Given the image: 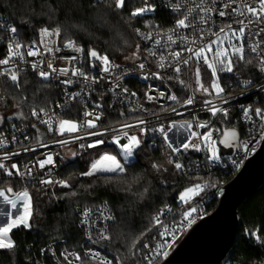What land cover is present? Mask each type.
<instances>
[{
    "label": "built area",
    "instance_id": "obj_1",
    "mask_svg": "<svg viewBox=\"0 0 264 264\" xmlns=\"http://www.w3.org/2000/svg\"><path fill=\"white\" fill-rule=\"evenodd\" d=\"M253 4H255V0H252ZM145 1L142 6H144ZM148 4L155 6V11L145 14L146 21L145 25L138 26L136 29H139L141 32L153 33V39L145 40L141 36L137 38L140 43L138 58L135 56L132 60H113L115 64L120 67L114 69L112 73H102L101 72V62L99 60L88 58L85 60L84 51L82 53H77L72 49H67L64 47V44L67 42L60 41V35L48 37L47 43L49 47L53 49L59 48L60 51L54 52L53 54H49L40 45V35L39 30L42 28H48L49 30L55 29L59 26H47L41 25L37 28V46L40 47V51L43 53L42 56H34L28 57L26 55L27 49H22L21 51L25 52V60L29 63H21L17 58L14 63L23 69L20 73L27 72L28 70H32L31 63L32 61H37L43 59L45 61L44 70L47 69L46 62L51 59L54 66L56 68L68 67L70 70L73 65L76 67H83L84 71L89 75L96 77L99 79L101 75H103L104 79H99V83L92 84L91 88L86 87V85L77 77H71V71H69V76H59L56 77L53 74V77L48 81L55 84L58 89V98L57 100L48 108L49 115L55 114L54 118L66 119V120H76L83 121L85 119L83 113L85 111V107L88 111H92L95 104H102V108L96 109L98 112H103V116L101 120L98 121V127L95 129H82L78 133L68 134L61 136L58 135L55 131L49 132L47 125L42 124L35 117L31 116V111L29 112L28 119L26 121L18 122V121H10L4 128L0 131V135L3 138H6L8 143L4 148H0V157L3 156L5 152L7 153H15L18 152L19 155L12 156L11 159L4 161L5 165L10 168L12 163L17 164L21 171L26 172L27 168L32 169L31 176L20 177L15 175V170H13V176H7L2 169H0V179L5 178L9 180H13L19 182L21 184L18 190H13L14 192H19L24 188L29 190L30 185H38L43 186L47 184H41L39 181L41 179H48L49 177L54 181H59V174L64 166V164L76 161L81 158L83 154L89 153L94 149L105 148L108 146H117L112 142L113 135L117 134L112 132L111 129H119L121 124L124 123H135L137 118H142L147 121L146 125H142V127H146L149 131L141 135L138 128L132 129H124V131H128L129 134H135L142 139L141 145L134 150V153L143 145L149 144L152 147L160 145L163 148H167L170 152V157L173 161L177 159L184 164L185 168L181 173L190 174V173H199L204 172L207 174L217 173L222 174L221 178L217 183H215V189L212 192V195L209 197H213L215 199H221L225 194L226 185L234 178V176L238 173V171L243 167L244 163L249 159L262 145L264 139H260V131L259 125L261 123L260 119L255 115V109L260 108L264 109V72L259 71L256 67L258 63L256 59L255 53H250L247 49L248 39L245 40V48H246V58L252 59V64H244L241 62H237L234 71L232 73L228 72H219L218 78L221 87L225 89L224 99L227 100V103H222V101L218 98H215L214 95H209L206 93L195 92V101L192 105H184V101L193 95V90L196 88L195 77L193 76V70L195 68V63H192L189 68H184L180 74V79L185 81L186 85H191V87H185L184 85L179 86L177 89L176 83H179L176 79V73L170 67H166L164 69H160L157 67V60L163 52V55L168 56V49H161L159 46L154 47V39L155 33L157 31L166 32L174 26L175 20L180 18L179 13H175L172 11L169 4L177 3V0H147ZM216 13L212 14V20L215 21V24L209 22L208 25H203V27L208 28L211 27L212 31H218L219 27L224 26L227 23L231 22V17H219L218 12L221 10V4L217 2L216 4ZM235 7V5H233ZM230 11V10H229ZM151 25V27H149ZM15 27V25L6 17L0 14V33L1 39H5L6 49L10 40L15 37L21 43L25 44L20 38L19 34H13L8 29L11 27ZM234 28H238L239 25L233 24ZM264 26V25H262ZM255 27V26H253ZM60 28V27H59ZM61 29V28H60ZM184 34L191 35L192 29H184L182 30ZM61 34V33H60ZM261 39H264V33H261ZM214 39V37L210 35H206V41ZM256 39V38H253ZM74 41V40H73ZM161 42L163 43V38H161ZM76 45L79 47L83 46L76 42ZM32 45V44H25ZM183 47L179 43L172 45L171 50L178 51ZM264 48V44L261 45ZM84 49V48H83ZM149 49L156 51L157 56L153 57L149 55ZM7 53V51H6ZM184 57L188 55V53L183 54ZM6 56V54H5ZM5 56L3 58H5ZM76 56L77 60L69 63L64 59H60V57H72ZM2 58V59H3ZM236 59L235 57L233 58ZM140 63L145 64V68L141 70L138 66ZM167 63V61H166ZM91 64H95L96 67H91ZM0 65V69L4 67H10ZM252 68V69H249ZM250 70L248 75H245V72ZM159 72L163 79H157L151 76V73ZM201 72H202V82L205 87H209L211 85L212 76L210 70L207 69L205 65L201 63ZM209 74V80L205 81V75ZM148 75V78L145 79V75ZM119 75L121 79L116 80V76ZM71 77L74 81H78L72 85L66 86L60 83L61 80L68 79ZM169 77H173V79H169ZM245 81H250V83L245 84ZM10 82L13 83L7 76H0V100H4L6 97L5 91V83ZM119 84L120 88H116L115 85ZM121 88H127L128 92H121ZM84 89V91H81ZM94 89V90H93ZM71 93L81 92V97H78L76 100L69 101L68 105L64 108L57 107V105H65V101L67 100V95ZM117 93V94H114ZM131 93H135V96H132ZM146 93L153 97H160V93H164L163 98L153 99L149 101L146 97ZM171 94H175L179 103L168 99L167 97ZM210 100L213 104L225 108L228 111V116L225 119L222 114H218L213 117L211 112L205 107L204 101ZM142 105L143 109L147 111L141 110L138 106ZM163 105V108L161 107ZM39 110V107H36ZM137 108V111H131L130 109ZM175 108L176 112H172L171 109ZM250 108V116L251 119H247L244 116V109ZM68 110V113H67ZM123 113V115H121ZM152 113H156L157 115H152ZM77 115V116H76ZM91 117H89L90 119ZM195 118V119H194ZM40 119H47L46 116L41 114ZM217 119H230L235 122H238L241 125L242 131L238 127H229L235 128L240 133V141L239 148L236 153L232 156L223 158L221 151L222 148L220 146V139L225 129L222 125H215L214 122ZM192 121L193 128L191 131H198L201 134L207 132L209 128L213 129V139L216 140V149L217 154L219 156L218 160L212 161L209 159L211 155L208 148L204 146L202 142L199 140H193V143H200L201 147L199 151L194 149H189L186 152H181L178 156L171 153V150L164 143L163 136L158 132L150 131V129L157 128L159 125L163 124L165 129H167L168 125L173 121ZM208 121V128H196L197 123H202ZM35 124L36 128H33L32 125ZM15 125V128H13ZM37 128L39 129V133L37 132ZM55 128V125H54ZM102 129H109L107 133L103 136H87L85 133L89 131H101ZM218 129L219 131H215ZM83 136V139L73 140L72 136ZM169 139L173 141L176 146H179V143H182L184 140L188 138L190 135V131H186L185 129H180L179 126L173 128L171 132L168 133ZM13 136L16 137V141L13 142ZM25 136L28 139H25ZM254 137V139H253ZM38 139L41 143L46 144L47 147H41L38 145ZM97 139H103L105 141L104 144L98 145L95 148L84 147L81 148L80 145L84 144L85 146L89 143L94 142ZM59 140H68L69 143L66 145H61L55 143V141ZM251 140V143L248 145L249 151L246 153L243 150L244 141ZM126 140H121V143H126ZM24 148H34L35 151H27L25 152ZM72 153H76L75 156ZM48 154L53 155L54 165H46L45 168H39L36 163L38 160L46 159ZM235 162V163H234ZM174 165V164H173ZM50 170V171H49ZM230 173L233 175L231 179H228L223 174ZM209 184L212 185V180H205L201 184ZM209 200L201 202L200 204H194L188 206L184 209H175L172 204H166L159 208L154 214L153 218L157 215L160 216V220L163 222L164 226H167L169 229H172L173 226L179 228L180 230L176 232L177 238L175 241H172V237L170 235L161 236L160 233L164 231V227H157V237L155 242H151L150 240H145L144 243H148L150 245L149 249H145V254L150 251L151 248H154L158 242L169 241L172 246L168 249V254L174 247L180 242V240L184 237L187 231L200 219L207 216L208 208L206 206V202ZM91 210V217L89 220V224L93 221L95 222V226L91 229L88 228L87 225L81 224V219L83 218V212L85 209ZM191 208H196L197 211L192 214L191 219H194L195 222L187 227V222L184 221V227H181V221L184 220V213L189 211ZM101 211L105 216H112L113 212L108 203H100L96 205H87L83 206L79 209V220L78 225L83 231V240L78 249H70L66 247L64 239H58L45 244L39 250V256L35 259L36 264H46V257L50 256L52 261L55 264H68V261L64 259L62 253H72L85 255L89 250L92 252L99 253V257L93 260L99 261L100 258H107L108 260H112L113 252L110 251L104 244V240H99L97 243H93V240L98 239V232L100 229L107 227V233L111 224L114 222L112 220H105L100 215ZM154 220V219H153ZM155 222V221H154ZM91 232L92 240L88 239V232ZM54 253V254H53ZM165 257L157 258L156 264H159ZM68 260H72L73 264H78L75 261L73 255L68 256ZM144 264H148L146 260H144Z\"/></svg>",
    "mask_w": 264,
    "mask_h": 264
},
{
    "label": "trees",
    "instance_id": "obj_2",
    "mask_svg": "<svg viewBox=\"0 0 264 264\" xmlns=\"http://www.w3.org/2000/svg\"><path fill=\"white\" fill-rule=\"evenodd\" d=\"M145 0H125V6L115 8L114 0H0V14L6 16L17 28V33L25 44L37 42V28L41 25L59 26L60 41L68 39L80 43L84 48V58H89L90 49L97 50L113 60H125L140 43L136 28L145 25V15L130 19L131 12L142 6ZM111 5V6H109ZM2 33H0L1 36ZM5 39L0 38V59L6 54ZM252 69V68H249ZM250 70L245 72L248 75ZM205 81L209 80L206 73ZM20 86L5 83L6 97L0 100V107L15 104L26 119H8L0 122V131L10 121L24 122L33 107H50L58 98V89L50 81L42 80L33 70L20 75ZM177 89L180 83H176ZM68 113V110H67ZM77 116V115H76ZM215 125L224 128L241 125L230 119H217ZM71 161L62 167L59 178L67 177L71 188L59 184L43 186L30 185L34 207L33 227L14 230L12 239L16 247L12 250H0V264H36L39 250L48 242L64 239L66 247L78 249L83 240V231L78 225L79 209L87 205L108 203L114 222L104 240L105 246L113 252L112 264L117 257L122 264H144L145 240L155 242L157 227L153 214L166 204L184 209L194 204L206 202L208 213L218 205L219 200L212 195L215 187H206L201 194L187 203L178 201L179 194L187 187L212 180L216 185L220 173L177 172L169 163L170 152L160 145L152 147L143 144L133 161L125 163L123 173H97L96 176L80 175L88 171V162L82 158ZM161 166L160 171L152 167ZM167 169V171H164ZM228 179L230 173L223 174ZM98 177H112L111 183H105ZM89 185H94L89 188ZM19 182L1 178L0 188L11 187L18 190ZM147 188V192L144 189ZM75 190L76 196H65ZM143 193V195H141ZM241 224L231 256L223 264H264V243H258L249 233L257 232L264 237V184L252 192L239 206ZM150 229V230H149ZM143 235L136 245L140 249L135 256L129 251L132 241ZM85 264H99V261L80 255ZM46 264H55L50 256ZM80 264V262H78Z\"/></svg>",
    "mask_w": 264,
    "mask_h": 264
},
{
    "label": "snow or ice",
    "instance_id": "obj_3",
    "mask_svg": "<svg viewBox=\"0 0 264 264\" xmlns=\"http://www.w3.org/2000/svg\"><path fill=\"white\" fill-rule=\"evenodd\" d=\"M219 2L221 4V10L217 13L219 17H231V22L225 24L224 26L219 27L218 31H212L211 27L205 28L203 25H208L209 22L215 24V21L212 20V14L216 13V4ZM115 8L121 9L125 6V0H114ZM235 5V7H233ZM111 6V5H109ZM172 11L180 14V18L175 20L174 26L167 30L166 32L157 31L155 33L154 39V47L159 46L161 49H168V56L163 55L161 52L158 60L157 67L160 69H164L166 67L172 68V70L176 73L175 79L185 87H191V85H186L185 81L180 79V74L184 68H189L192 63H195V68L193 70V76L195 77L196 88L193 90V95L189 96L185 101L184 105H192L195 101V92L202 91L203 93L214 95L215 98H218L222 101V103H227V100L224 99L225 89L221 87L219 83L218 73L219 72H228L232 73L234 71V67L237 62L244 63L246 65L252 64V59L246 58V48H245V40L248 39L247 49L250 53L256 54V59L258 63L256 67L259 71L264 72V48L261 47L264 44V39H261V33H264V0H255V4H253L252 0H177V3L169 4ZM230 10V11H229ZM155 11V6L148 4L147 0H145L144 6L134 9L131 12L130 19L135 18L137 16H142L150 12ZM239 25L238 28H234L232 25ZM255 26V27H253ZM151 27V25H149ZM184 29H192L191 35H186L182 30ZM13 34L17 33L16 27H11L8 29ZM61 33V29L59 27L55 29L49 30L48 28H42L39 30L40 45L43 46L44 50L49 54H53L54 52L60 51L59 48L53 49L48 46L47 39L48 37L59 36ZM136 33L138 36H141L145 40L153 39V33L141 32L139 29H136ZM206 35H210L214 37V39L206 41ZM161 38H163V43L161 42ZM256 38V39H253ZM179 43L183 45V47L178 51L171 50V46ZM64 47L67 49H72L77 53H82L84 49L76 45L75 41L68 39L64 44ZM27 49L26 55L28 57L34 56H42L43 53L40 51V47L37 46L36 42L33 41L32 45H25L13 37L7 45V53L5 58L0 59V65L9 66L0 69V76H7L14 85L17 87L20 86V73L23 71L22 68L17 66L14 61L18 58L21 63H29L25 60V52L21 51L22 49ZM188 53L186 57H184V53ZM139 54V45H137L136 53H133V56L138 58ZM149 55L156 57V51L149 49ZM88 56L91 59L99 60L101 62V72L102 73H112L114 69L119 68L120 66L115 64L113 61L109 59L107 55L99 54L95 49H90L88 52ZM236 58L235 60L233 58ZM60 59H64L71 63L72 61H76L77 57H60ZM167 61V63H166ZM31 68L33 72H35L42 80L48 81L53 77V74L58 78L59 76H69V71H71V77H77L86 85V87L91 88L92 84L99 83V79H104L105 77L101 75L99 79L94 76L89 75L84 71L83 67L72 66L71 70L68 67L56 68L51 59H49L47 64V69L44 70L45 61L43 59L32 61ZM201 63L207 67L211 72L212 81L210 88L205 87L202 82V72H201ZM91 67L95 68V64H91ZM141 70L145 68L144 63H140L138 66ZM151 76L157 79H163L159 72L151 73ZM71 77L68 79L61 80L60 83L69 86L78 81H74ZM145 79L148 78L146 74ZM121 79L119 75L116 76V80ZM169 79H173V77H169ZM245 84L250 83V81H245ZM116 88H120L119 84L115 85ZM94 90V89H93ZM81 91H84L82 89ZM67 100L65 101V105H57V107L64 108L68 105L69 101L76 100L78 97H81V92L68 94ZM121 92L127 93V88H121ZM114 94H117L114 92ZM132 96H135V93H131ZM149 101L153 99H159L164 97V93H160V97H153L148 93L145 94ZM168 99L179 103V99L175 94H171L167 97ZM205 107L211 112L212 116L215 117L218 114H222L226 119L228 116V111L225 108L219 107L212 103L210 100L204 101ZM102 104H95L92 111H88L85 107V111L83 113L85 119L83 121L76 120H66L54 118L55 114L49 115L48 110L45 108H39L37 110L36 107H33L31 110V116L35 117L39 120L40 123L47 125L48 131H55L58 135H65L78 133L82 129H95L98 127V121L101 120L103 116V112H98L96 109L102 108ZM163 108V105L161 106ZM139 109L147 111L143 109V106H138ZM131 111H137V108L130 109ZM172 112H176L175 108L171 109ZM244 116L247 119H251L250 116V108H246L243 110ZM41 114L47 117V119H40ZM16 118L26 119L24 117L23 112H17L13 114ZM123 115V113H121ZM152 115H157L156 113H152ZM255 115L260 119L261 123L259 125L260 131V139H264V109L257 108L255 109ZM89 117H91L89 119ZM8 119H12L9 117ZM195 119V118H194ZM4 117L0 115V122H3ZM147 121L142 118H137L135 123L129 124L124 123L121 124L119 129H111L112 132L117 134L113 135L112 142L116 144L121 150L124 157L127 159L133 155V152L136 148H138L142 139L135 134H129L128 131H124V129H132L138 128L141 135L146 134L149 129L146 127H142V125H146ZM55 125V128H54ZM179 126L180 129H185L186 131H190V135L186 140L182 143H179V146H176L172 140L169 139L168 133L173 130V128ZM33 128H36V125H32ZM209 122L205 121L202 123H197L196 128H208ZM15 128V125H13ZM193 128L192 121H173L171 122L167 129L163 124L159 125L157 128L150 129V131L156 132L158 131L164 139V143L171 150V153L174 155H179L181 152H186L189 149H194L196 151L200 150V143H193V140H199L204 144L206 148L209 149L211 155L209 159L212 161L218 160L219 156L217 154V149L215 147L216 140L213 139V129L209 128V130L203 134L198 131H191ZM109 129H102L101 131H89L85 134L87 136H103L107 133ZM215 131H219L216 129ZM37 132L39 133V129L37 128ZM224 138L219 142L226 147H231L232 142L238 139V134L235 128H231L226 130L223 133ZM83 136H72L73 140L83 139ZM25 139H28L25 136ZM126 140V143H121V140ZM254 139V137H253ZM16 141V137L13 136V142ZM38 145L41 147H47L46 144H43L38 139ZM8 141L6 138H3L0 135V148H4ZM55 143L66 145L69 143L68 140H59L55 141ZM105 141L103 139H97L88 145L81 144L80 147H88L95 148L98 145L104 144ZM251 143V140L244 141L242 147L243 150L247 153L250 149L248 145ZM25 152L27 151H35L34 148H24ZM19 155L18 152L15 153H7L5 152L2 157H0V169L3 172L11 177L13 176V170H15V175L20 177L31 176L32 169L27 168V171H21L17 164L12 163L10 168L7 167L4 161L11 159L12 156ZM73 156L76 153H72ZM39 168L43 169L46 165H54L53 155L48 154L46 159L38 160L36 162ZM169 163L174 164V168L177 172H181L184 170L185 166L178 159L173 161L171 157H169ZM235 163V162H234ZM152 167L157 171H160L161 166L157 164H153ZM50 171V170H49ZM125 171L124 166L120 163L119 160L115 156L112 155H102L100 159L94 161L89 170L87 172L82 173L83 176H96L97 173H123ZM167 171V169H164ZM98 179H103L104 182L111 183L112 177H98ZM41 184H59L61 187L71 188L72 185L68 181H54L50 177L48 179H41L39 181ZM94 185H89L91 188ZM215 187V185L205 184H195L191 187L185 188L179 195V199L182 202L187 203L194 196L200 195L201 192L204 191L206 187ZM144 192H147V188L144 189ZM78 193L73 190L70 193H65V196H76ZM143 195V193H141ZM0 203L7 205L6 208H0V217L3 219L0 220V250H12L16 247L15 241L12 239V234L14 230L23 228L25 230H31L33 227V215H34V207L32 203V196L27 188L19 192H14L11 187L8 188H0ZM106 203V202H105ZM197 211L196 208H191L189 211L184 213V220L181 221V227H184V221L187 222V227H190L195 220L191 219L192 214ZM91 210L85 209L83 212V218L81 219L82 225H87L89 229L95 226V222L93 221L89 224V220L91 217ZM100 215L105 220H112L114 217L105 216L101 211ZM155 225L164 227V231L160 233L161 236L170 235L172 237V241L174 242L177 238L176 232L179 231V228L173 226L172 229H169L167 226L163 225V222L160 220V216L157 215L154 218ZM150 230V229H149ZM250 235L254 236L258 243H264V237L259 235L257 232H251ZM88 239L92 240L91 232L87 233ZM98 239L93 240V243L99 242V240L110 239V236L107 233V227L100 229L98 232ZM143 233L140 237L134 239L129 248V251L133 256L136 255L140 249L136 248V245L143 238ZM172 246L169 241L158 242L154 248H151L149 252L144 254L143 259L148 262V264H156L157 258L167 257L168 249ZM144 249H149L150 245L148 243L143 244ZM54 254V253H53ZM64 259L68 261V264H73L72 260H68L69 255H73L75 261L80 262V264H85L82 257L77 254L72 253H62ZM85 255L89 256V259H96L99 257V253L92 252L89 250ZM99 264H112L111 260L105 258L99 259ZM117 264H122L119 257H117Z\"/></svg>",
    "mask_w": 264,
    "mask_h": 264
},
{
    "label": "water",
    "instance_id": "obj_4",
    "mask_svg": "<svg viewBox=\"0 0 264 264\" xmlns=\"http://www.w3.org/2000/svg\"><path fill=\"white\" fill-rule=\"evenodd\" d=\"M235 130L238 139L231 147L220 143L223 158L234 155L239 148L240 133ZM263 184L264 141L226 185L225 194L216 208L197 221L159 264H223L235 247L241 224L239 206Z\"/></svg>",
    "mask_w": 264,
    "mask_h": 264
},
{
    "label": "rangeland",
    "instance_id": "obj_5",
    "mask_svg": "<svg viewBox=\"0 0 264 264\" xmlns=\"http://www.w3.org/2000/svg\"><path fill=\"white\" fill-rule=\"evenodd\" d=\"M137 50H135L134 52H132L131 54H129V56L127 58H125V60H132L135 58V56H133V53H136ZM17 112H20V109L15 105V104H12L10 107H0V115H2L3 117H12L13 119H18L16 118L13 114L14 113H17ZM105 154H108V155H112V156H115L117 158V160L120 161V163L124 166L125 163H129L131 161L134 160L135 156H136V152L134 153L133 152V155L131 157H128L127 159L124 157L123 153H122V150L118 147V146H108V147H105V148H98V149H94L92 150L91 152L89 153H86L83 158H82V161L84 163H87L89 164V168L91 166V164L100 159V157L102 155H105ZM173 164V163H171ZM88 168V170H89ZM81 175V174H80ZM59 181H68L69 180L67 179V177H63L62 179H59ZM70 183V182H69ZM201 194V193H200ZM180 195V194H179ZM199 196V195H198ZM198 196H194L193 198H196ZM191 199L189 200L188 202H191L193 201L194 199ZM178 201L179 202H182L180 199H179V196H178ZM184 203V202H182ZM7 205H4L2 203H0V208H6ZM3 218L0 217V220H2Z\"/></svg>",
    "mask_w": 264,
    "mask_h": 264
},
{
    "label": "crops",
    "instance_id": "obj_6",
    "mask_svg": "<svg viewBox=\"0 0 264 264\" xmlns=\"http://www.w3.org/2000/svg\"><path fill=\"white\" fill-rule=\"evenodd\" d=\"M11 117V116H10Z\"/></svg>",
    "mask_w": 264,
    "mask_h": 264
}]
</instances>
